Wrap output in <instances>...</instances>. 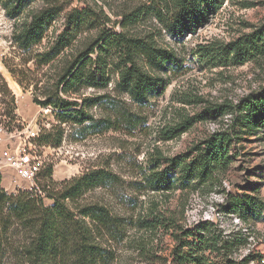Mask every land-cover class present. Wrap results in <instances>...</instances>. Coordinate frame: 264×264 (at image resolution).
I'll return each instance as SVG.
<instances>
[{
    "label": "rangeland",
    "instance_id": "1",
    "mask_svg": "<svg viewBox=\"0 0 264 264\" xmlns=\"http://www.w3.org/2000/svg\"><path fill=\"white\" fill-rule=\"evenodd\" d=\"M6 2L15 0H0V186L8 194H41L50 206L56 193L74 179L99 170L110 173L105 185L69 202L76 212L82 205H104L118 218L121 226L114 236L100 231L105 255L100 264H174L173 252L184 230L231 240L236 243L234 258L253 255L250 264H263L264 212H245L242 218L234 199L248 193L264 200V126L242 134L235 129L240 139L234 142V153L239 156L212 183L194 180L189 187L152 191L144 177L158 162L163 168L175 157L190 161L201 142L216 132L233 130L234 113L211 109L235 105L264 88V54L223 64L195 53L200 45L222 48L255 32L264 24V0L215 2L197 28L184 36L169 27L177 12L175 0H30L19 15L8 11ZM48 7L59 14L46 35L29 50L21 49L14 42L16 28ZM74 10L83 13L85 24L70 46L49 63H41L43 54L69 29L66 17ZM121 33L176 57V63H167L160 71L138 57L164 78L167 86L162 93L139 102L117 84V67L125 60L124 50L116 45ZM98 40V50L109 63L108 85L61 93L64 66ZM8 75L19 88L11 87ZM57 90L82 104L92 119L60 123L53 107L37 103ZM188 123L179 136L165 139V129ZM61 135V144L55 146L52 141ZM30 169L35 174L26 176ZM180 171L176 168L175 174ZM155 214L160 223L145 228L143 220ZM24 233L18 224L10 226V244L1 264H28L19 258Z\"/></svg>",
    "mask_w": 264,
    "mask_h": 264
},
{
    "label": "trees",
    "instance_id": "2",
    "mask_svg": "<svg viewBox=\"0 0 264 264\" xmlns=\"http://www.w3.org/2000/svg\"><path fill=\"white\" fill-rule=\"evenodd\" d=\"M223 0H175L177 12L169 27L179 36L193 32L203 20L205 11L215 2ZM30 0H15L4 5L15 15H19ZM59 14L55 7H48L32 15L29 22L16 28L14 42L25 51L42 41L46 32ZM83 13L74 10L66 17L68 30L61 34L51 51L43 54L41 63L54 60L61 51L70 46L76 33L85 24ZM116 43L124 50L125 60L117 67V84L139 102L145 101L149 95L160 94L167 84L164 78L157 76L152 70L138 61L142 56L147 59L150 69L160 71L167 68V63H176V57L167 49L152 46L138 39L128 38L124 34L117 35ZM99 40L95 46L88 47L77 54L74 60L64 66L59 80L61 93H72L82 87H106L111 80L106 58L98 50ZM97 48V49H96ZM196 55L205 60H217L218 63H243L257 55L264 54V24L255 32L231 41L222 48L213 45H200ZM92 54H96L93 57ZM216 62V63H217ZM93 100L85 98L84 101ZM94 102V100H93ZM42 106H51L60 123L73 122L82 124L91 116L82 104L59 95L47 96L37 100ZM212 111L220 114L234 113L233 130L216 132L195 148V155L190 161L183 162L175 157L168 160V166L161 168L162 163L153 165L145 174V181L152 191H170L179 185L189 187L196 184L212 183L225 172L232 163L236 149L234 142L240 139L237 135L245 131H257L264 126V88L253 91L233 104L217 106ZM210 110V112H211ZM189 124H179L165 129V139H173L189 128ZM62 134V131H61ZM62 135L52 141L59 146ZM181 171L175 174V169ZM111 174L99 170L86 173L69 182L61 194L56 193L52 205L47 206L41 194L19 191L8 194L0 186V264L9 248V228L18 224L24 229V240L19 250V258L28 264H100L105 258L102 244L99 241L100 231H107L114 236L121 226L118 218L104 205H82L79 212L69 206L80 195L91 188L105 185ZM0 174V184H1ZM234 207L243 213L254 215L264 212V200L259 195L243 193L235 197ZM90 219V221L88 220ZM160 223L158 215L143 220L145 228L157 227ZM191 237V238H190ZM179 244L173 252L174 264H250L253 255L241 260L233 257L236 243L231 240H219L209 234L197 235L191 230H184L178 237ZM264 264V263H263Z\"/></svg>",
    "mask_w": 264,
    "mask_h": 264
},
{
    "label": "bare ground",
    "instance_id": "3",
    "mask_svg": "<svg viewBox=\"0 0 264 264\" xmlns=\"http://www.w3.org/2000/svg\"><path fill=\"white\" fill-rule=\"evenodd\" d=\"M8 77H9V75H8ZM9 83H10L11 87H13L15 89L19 88V85L14 80L10 79V77H9Z\"/></svg>",
    "mask_w": 264,
    "mask_h": 264
},
{
    "label": "built area",
    "instance_id": "4",
    "mask_svg": "<svg viewBox=\"0 0 264 264\" xmlns=\"http://www.w3.org/2000/svg\"><path fill=\"white\" fill-rule=\"evenodd\" d=\"M25 175L26 176H29L31 173L34 175L35 173H34V171H32L31 169L30 170H25Z\"/></svg>",
    "mask_w": 264,
    "mask_h": 264
}]
</instances>
